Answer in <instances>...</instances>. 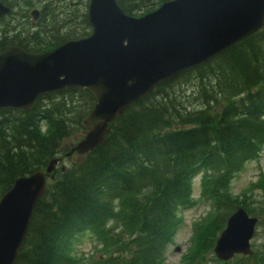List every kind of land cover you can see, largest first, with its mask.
Wrapping results in <instances>:
<instances>
[{"label":"trees","instance_id":"16d2710c","mask_svg":"<svg viewBox=\"0 0 264 264\" xmlns=\"http://www.w3.org/2000/svg\"><path fill=\"white\" fill-rule=\"evenodd\" d=\"M168 1L116 0L132 17ZM0 2L10 9L6 17L11 21L0 19V52L16 46L41 54L91 30L88 0ZM17 7L24 12L18 18ZM34 7L40 12L32 33L20 19ZM94 103L86 90L65 89L41 97L32 110L0 111V199L18 178L44 171L53 159L65 160L71 151L66 140L78 131L84 135L81 120ZM263 147L264 26L127 108L109 123L100 146L68 159L64 167L59 163L33 209L13 264H81L72 252L84 232L109 251L121 246L98 264H162L180 226L178 212L193 206L192 182L199 173L204 174L203 197L219 210L201 233L209 230L197 253L203 264L205 250L214 247L234 206L250 214L244 202L230 196L229 186ZM115 227L118 236L110 233ZM216 263L264 264V243L250 256Z\"/></svg>","mask_w":264,"mask_h":264},{"label":"water","instance_id":"95a60500","mask_svg":"<svg viewBox=\"0 0 264 264\" xmlns=\"http://www.w3.org/2000/svg\"><path fill=\"white\" fill-rule=\"evenodd\" d=\"M9 8L0 2V18ZM37 11L32 12L36 19ZM88 36L31 54L9 46L0 52V111L32 110L45 95L87 90L95 103L81 127L87 132L71 153L100 146L108 125L156 89L206 64L264 26V0H171L135 18L116 0H89ZM60 158L44 171L14 181L0 199V264H13L33 209ZM257 218L238 207L213 252L219 261L252 254ZM179 249L176 248V251Z\"/></svg>","mask_w":264,"mask_h":264},{"label":"rangeland","instance_id":"374dc122","mask_svg":"<svg viewBox=\"0 0 264 264\" xmlns=\"http://www.w3.org/2000/svg\"><path fill=\"white\" fill-rule=\"evenodd\" d=\"M38 1L39 0H32V3L38 5ZM85 1L86 0H82L83 3H85ZM153 9H157V7ZM31 10L40 9L39 7L30 9L27 14L28 18H21L20 23L28 22L31 27L30 31L34 33L36 29L33 25L34 21L30 17L29 12H31ZM147 10H150L149 6L143 8L139 12L133 13V17L140 18L146 15L148 14L145 13ZM14 11L18 14L16 15L17 18L24 13L19 10V7L15 8ZM5 21L11 22L10 17H5ZM53 48L55 47H51V49L45 50L44 52L51 51ZM82 132L85 134L84 130ZM82 135L81 131L73 133L70 138L66 140L64 146L71 150V148L76 146L81 140L80 137ZM77 156V153H71L66 157L67 159L65 158L63 161L61 159L60 165L63 164V167L64 165H68L67 160L75 161L78 158ZM59 168L61 169L62 167ZM203 178L204 174L199 173L193 179L190 198L193 201V206L178 212L180 226L172 237L171 243L164 251L162 264H201L197 253L199 252V245L202 238L209 230H205L202 235L201 233L214 221L213 219H215L219 211L212 201L205 199L202 195L201 183ZM229 194L234 200L244 202L245 207L252 212H250V215L262 214V216H257L260 219V224L256 227V232L251 240V247L255 250L261 243H264V147L256 160L247 162L243 169L233 177L229 186ZM240 206L239 204L235 205L234 211ZM110 233H115L117 236L119 235L116 231V227L114 230L111 229ZM217 234L218 233H216V235ZM110 242L111 245H113L115 240L112 239ZM107 247L109 246L97 241L90 233L84 232L76 237L73 244L72 255L81 261V264H98L104 257L112 254L111 252L119 249L121 246L117 243L115 247H110V251L106 249ZM177 247L179 248V252H174V249ZM204 257L203 264H217L213 249L205 250Z\"/></svg>","mask_w":264,"mask_h":264},{"label":"bare ground","instance_id":"6f19581e","mask_svg":"<svg viewBox=\"0 0 264 264\" xmlns=\"http://www.w3.org/2000/svg\"><path fill=\"white\" fill-rule=\"evenodd\" d=\"M54 49V48H53ZM50 51V50H49ZM48 52V51H47ZM45 53V52H44ZM46 96V95H45ZM44 97V96H43Z\"/></svg>","mask_w":264,"mask_h":264}]
</instances>
